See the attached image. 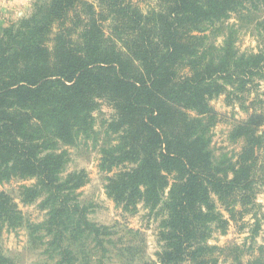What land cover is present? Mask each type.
Listing matches in <instances>:
<instances>
[{
  "label": "trees",
  "instance_id": "obj_1",
  "mask_svg": "<svg viewBox=\"0 0 264 264\" xmlns=\"http://www.w3.org/2000/svg\"><path fill=\"white\" fill-rule=\"evenodd\" d=\"M247 4L264 0H156L147 10L133 0H33L30 14L0 28V182L35 179L20 196L47 213L30 225L45 246L39 264H108L115 231L80 200L88 172L63 176L64 146L91 136L103 98L118 136L101 150L107 193L126 212L143 203L162 215L158 262L264 264L238 244L230 253L210 242L252 211L253 239L264 221V24L258 51L242 52L234 28L219 46L209 33ZM220 95L248 113L230 134L245 138L235 161L210 149L205 117L216 118L210 101ZM23 223L0 189V236ZM0 264H15L1 246Z\"/></svg>",
  "mask_w": 264,
  "mask_h": 264
},
{
  "label": "rangeland",
  "instance_id": "obj_2",
  "mask_svg": "<svg viewBox=\"0 0 264 264\" xmlns=\"http://www.w3.org/2000/svg\"><path fill=\"white\" fill-rule=\"evenodd\" d=\"M142 9L147 10L156 0H133ZM33 0H0V28L32 12ZM264 24V7L247 4L241 12L232 14L231 18L218 23L210 30L211 41L217 46L224 40V34L229 28L238 31V46L242 52L258 51L260 28ZM264 87V80L262 81ZM216 118L206 121L210 125V149L216 159L237 160L245 144V138L233 140L230 136L235 124L246 119L248 113L239 104L229 105L225 95L214 97L210 101ZM96 123L91 136H81L74 145L64 146L70 152V161L63 176L70 172L85 169L89 174L88 183L79 191L83 204L91 206L90 219L98 224L113 227L115 234L113 243L109 244L108 264H160L157 253L162 249L160 241L162 215L151 212L143 203L134 212H126L119 207L106 190L107 173L100 171L99 162L103 147L115 144L118 136L109 130V123L115 117L116 110L112 102L103 98L99 109L94 113ZM192 116L196 113L192 112ZM35 179L14 177L0 182V189L8 192L19 204L24 213V223L17 229L5 228L0 236V246L4 253L13 259L15 264H39L47 259L45 246L35 242L30 236V225L43 222L47 213L40 206L38 200L26 204L21 200L22 185H30ZM257 196L258 203L264 211V186H260ZM254 212L247 214L239 225L232 223L226 234L215 231L211 243L222 247H229L230 253L233 244L242 246L244 259L263 256L260 247L264 246V221L262 228L253 239L252 228L255 222ZM244 225L242 228L241 226ZM229 253V255H230ZM226 254V253H225ZM228 263L233 262V256H227ZM221 259H225L224 255ZM223 264H226L224 262Z\"/></svg>",
  "mask_w": 264,
  "mask_h": 264
}]
</instances>
